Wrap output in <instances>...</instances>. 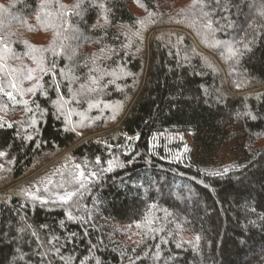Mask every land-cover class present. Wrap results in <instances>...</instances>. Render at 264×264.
I'll return each instance as SVG.
<instances>
[{"label":"trees","instance_id":"1","mask_svg":"<svg viewBox=\"0 0 264 264\" xmlns=\"http://www.w3.org/2000/svg\"><path fill=\"white\" fill-rule=\"evenodd\" d=\"M7 47L0 264H264V0H0Z\"/></svg>","mask_w":264,"mask_h":264},{"label":"rangeland","instance_id":"2","mask_svg":"<svg viewBox=\"0 0 264 264\" xmlns=\"http://www.w3.org/2000/svg\"><path fill=\"white\" fill-rule=\"evenodd\" d=\"M60 1L64 4V3H68L70 0H60ZM191 1L192 0H176V4L180 6L183 4L191 3ZM132 9L134 11H137L135 8H132ZM250 13L253 14V17H256V15L258 16L257 11L255 10L254 7H252L250 9ZM235 30H237V29H235ZM9 53L11 54V51H10V49H8V47L6 48V51L3 50L0 52V97L5 95L6 97L9 98L7 93L11 92L12 98H10V99H15L17 97H20L19 96V90L27 89L28 86H27V83L26 84L25 83H23V84L18 83L17 84L15 82V77L16 76L19 77L22 74V72L19 70L16 72L15 68H17V67H15L13 65L11 68L6 67V61H7L6 55L8 54L7 56H9ZM41 71L43 72V68ZM41 71L39 68H36V67L30 68L28 70V73H30V75H31V78L28 77L29 88L34 87V90H35V88L37 87V84L39 82V78H40L39 76H40ZM13 83L16 84V88H13L11 86ZM27 93H28L29 97H33L35 91H34V93L27 91ZM3 124H5L4 118L2 116H0V126H2ZM78 134L81 138H83V139L85 138V133H83L82 131H79ZM186 140H187L189 146H191L192 144H191L190 138L186 137ZM208 160L209 161H207L204 165V169L205 170H215L218 173L229 171V170L235 168L237 165V162L234 161L233 158H229V156L223 158V156L220 157V155H218L215 159H213V157H212ZM160 182L162 183V181H160ZM173 188H174V186H170V185L167 186V188H165V186L162 187V190L165 191L167 198H170V199L175 198V191ZM261 250L262 249L259 248L257 252H260ZM243 260L245 261L246 259H243Z\"/></svg>","mask_w":264,"mask_h":264},{"label":"snow or ice","instance_id":"3","mask_svg":"<svg viewBox=\"0 0 264 264\" xmlns=\"http://www.w3.org/2000/svg\"><path fill=\"white\" fill-rule=\"evenodd\" d=\"M74 7H79V5H74ZM151 15V14H150ZM105 22L107 23V17H105ZM141 23H143L142 21H141ZM29 78H31V75L29 74ZM93 83H96V81L94 80L93 81ZM13 88H16V84L15 83H13L12 85H11ZM90 91L92 90V89H89ZM27 91L28 92H33L34 93V88H29V89H27ZM7 95L9 96V98H12V93L11 92H9V93H7ZM90 106H92V105H90ZM9 127H11V125H9ZM2 155H4V153H0V156H2ZM98 163H99V161H97ZM108 170H111V162H109V169ZM218 174V173H217ZM81 176H83V173H81L80 174ZM74 195V193H72V192H68V193H66L64 196H61L59 199L63 202V203H67L68 202V200H70L71 199V197ZM33 198H35V197H33ZM42 202H44V201H42Z\"/></svg>","mask_w":264,"mask_h":264}]
</instances>
